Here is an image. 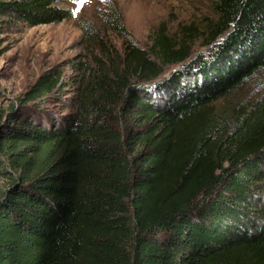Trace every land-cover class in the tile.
<instances>
[{
  "label": "trees",
  "instance_id": "trees-1",
  "mask_svg": "<svg viewBox=\"0 0 264 264\" xmlns=\"http://www.w3.org/2000/svg\"><path fill=\"white\" fill-rule=\"evenodd\" d=\"M79 2L0 0V35ZM212 9L143 47L108 6L67 81L0 107V264H264V0Z\"/></svg>",
  "mask_w": 264,
  "mask_h": 264
},
{
  "label": "rangeland",
  "instance_id": "rangeland-1",
  "mask_svg": "<svg viewBox=\"0 0 264 264\" xmlns=\"http://www.w3.org/2000/svg\"><path fill=\"white\" fill-rule=\"evenodd\" d=\"M214 0H88L65 3L73 16L58 24L26 27L19 25L0 35V107L5 108L26 93L38 78L54 67H59L64 82L72 75L73 62L85 58L80 22L91 20L101 24L100 16L108 6H116L135 40L149 46V36L162 22L172 34L179 26L192 23L199 27L214 18ZM114 41L120 45L121 39ZM199 49L200 42L196 44ZM244 96L264 94V70L244 88ZM51 109L67 112L59 106Z\"/></svg>",
  "mask_w": 264,
  "mask_h": 264
},
{
  "label": "snow or ice",
  "instance_id": "snow-or-ice-1",
  "mask_svg": "<svg viewBox=\"0 0 264 264\" xmlns=\"http://www.w3.org/2000/svg\"><path fill=\"white\" fill-rule=\"evenodd\" d=\"M88 2V0H81V6L83 7V5L85 4V3H87Z\"/></svg>",
  "mask_w": 264,
  "mask_h": 264
}]
</instances>
